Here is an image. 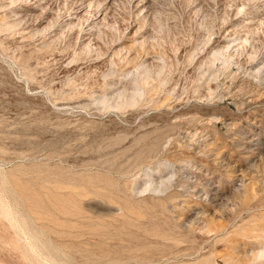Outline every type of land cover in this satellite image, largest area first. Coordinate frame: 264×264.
Instances as JSON below:
<instances>
[{
  "label": "rangeland",
  "instance_id": "rangeland-1",
  "mask_svg": "<svg viewBox=\"0 0 264 264\" xmlns=\"http://www.w3.org/2000/svg\"><path fill=\"white\" fill-rule=\"evenodd\" d=\"M0 264H264V0H0Z\"/></svg>",
  "mask_w": 264,
  "mask_h": 264
}]
</instances>
